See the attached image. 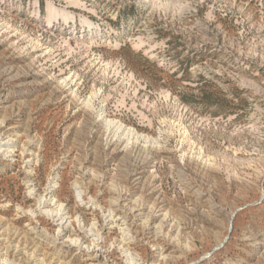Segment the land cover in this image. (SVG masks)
<instances>
[{"label":"rangeland","instance_id":"1","mask_svg":"<svg viewBox=\"0 0 264 264\" xmlns=\"http://www.w3.org/2000/svg\"><path fill=\"white\" fill-rule=\"evenodd\" d=\"M0 264H264V0H0Z\"/></svg>","mask_w":264,"mask_h":264},{"label":"bare ground","instance_id":"2","mask_svg":"<svg viewBox=\"0 0 264 264\" xmlns=\"http://www.w3.org/2000/svg\"><path fill=\"white\" fill-rule=\"evenodd\" d=\"M48 15L50 17H59V16H64L66 18H70L71 17V14H69V13H65L63 11L56 10V9H53V8H49Z\"/></svg>","mask_w":264,"mask_h":264},{"label":"water","instance_id":"3","mask_svg":"<svg viewBox=\"0 0 264 264\" xmlns=\"http://www.w3.org/2000/svg\"><path fill=\"white\" fill-rule=\"evenodd\" d=\"M221 247V245H219L218 247H216L215 249H214V251H216L217 249H219Z\"/></svg>","mask_w":264,"mask_h":264}]
</instances>
